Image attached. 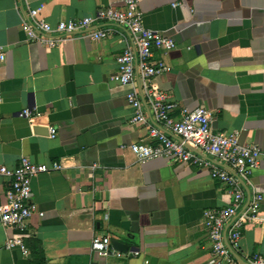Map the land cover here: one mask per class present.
Returning <instances> with one entry per match:
<instances>
[{
    "label": "crops",
    "instance_id": "obj_1",
    "mask_svg": "<svg viewBox=\"0 0 264 264\" xmlns=\"http://www.w3.org/2000/svg\"><path fill=\"white\" fill-rule=\"evenodd\" d=\"M39 4L55 24L121 1H32ZM141 9L148 28L176 42L155 53L172 68L159 86L210 110L216 131H237L264 149V0H142ZM20 22L15 1L0 0V165L14 168L27 156L62 168L33 178L45 216L32 217L22 246H5L17 233L0 221V264H213L203 211L228 205L231 195L204 167L136 158L131 145L147 129L130 122L126 88L112 79L124 37L82 33L48 47L30 42ZM25 109L33 122L20 116ZM8 181L0 174V194ZM242 186L246 202L253 190L264 196V159ZM258 216L243 229V260L264 254V199ZM100 236L128 250L93 251Z\"/></svg>",
    "mask_w": 264,
    "mask_h": 264
},
{
    "label": "built area",
    "instance_id": "obj_2",
    "mask_svg": "<svg viewBox=\"0 0 264 264\" xmlns=\"http://www.w3.org/2000/svg\"><path fill=\"white\" fill-rule=\"evenodd\" d=\"M20 15V25L30 42L55 47L61 41L85 33L92 39H105L120 33L125 39L124 50L116 56L117 72L112 79L126 88V99L132 109L130 122L147 129V136L131 145L139 161L165 158L174 163L197 165L209 170L213 179L224 183L231 200L224 207L207 208L203 219L209 230L213 264H264V254L240 256L245 225L258 221L262 193L253 190L246 202L242 182L250 183L251 176L264 159V149L256 143L240 141L237 131H216L212 126L214 114L203 106L190 108L173 99L156 81L171 71L162 59H155L156 51L169 52L175 40L145 25L142 0H120L121 5L100 7L93 16L69 18L52 24L42 15L44 5H32L33 0H13ZM102 23L109 27L100 28ZM124 32H118L116 29ZM6 59L0 45V66ZM20 116L34 121L30 110ZM55 138L57 129L50 126ZM97 165H93L95 169ZM62 165L35 162L22 156L18 165H0V174L9 177L0 194V221L16 231L6 239L7 248L22 246L33 216H45L33 200L34 177L59 170ZM93 251H115L108 236L94 237Z\"/></svg>",
    "mask_w": 264,
    "mask_h": 264
},
{
    "label": "water",
    "instance_id": "obj_3",
    "mask_svg": "<svg viewBox=\"0 0 264 264\" xmlns=\"http://www.w3.org/2000/svg\"><path fill=\"white\" fill-rule=\"evenodd\" d=\"M112 245L120 250V251H127L128 250V245H126L125 243L118 241V240H113L112 241Z\"/></svg>",
    "mask_w": 264,
    "mask_h": 264
}]
</instances>
